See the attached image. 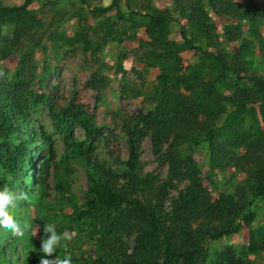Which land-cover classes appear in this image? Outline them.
I'll return each mask as SVG.
<instances>
[{
	"label": "rangeland",
	"instance_id": "obj_1",
	"mask_svg": "<svg viewBox=\"0 0 264 264\" xmlns=\"http://www.w3.org/2000/svg\"><path fill=\"white\" fill-rule=\"evenodd\" d=\"M25 1L0 0V6L11 7ZM112 1L40 0L32 4L27 18L21 22L0 21V96H10L7 99L12 102L11 107L16 104L24 109L27 107L32 120L30 129L40 144L51 140L41 157L49 154L51 149L54 153L49 188L40 206L36 201L20 199L16 207L10 209L11 215L28 225L25 236L18 239L0 230L11 264H24L26 261L39 264V258L44 255L40 248L45 238V223L55 224L57 232L65 235L57 253L49 258L71 256L72 264H94L93 261L102 255L98 234L87 223L70 217L74 209L84 207L90 186L85 158L116 171L125 169L129 150L123 129L124 118L155 108L156 96L162 89L164 66L169 68L170 75L177 68L172 59L160 60L157 55L173 57L176 52L182 67L181 75L190 74L192 69L198 72L199 69L205 72L204 79L210 81L218 74L213 59H198L194 51L183 46L181 28L177 23H171L164 31L155 29L150 33L147 19L138 17L134 23L119 15L129 14L127 4L145 14L169 10L172 16L187 25L190 35L205 49L221 52L231 62L235 59L236 67L246 77L264 78V0H121V5L113 10L97 11V8L109 7ZM246 14H250L253 20ZM19 28L26 33L20 36L19 44L14 45L12 42L16 40ZM5 39L12 42L5 45ZM244 46L251 51L243 53ZM237 54L241 57L238 60L235 58ZM196 63L198 68L194 67ZM228 78V85L219 87L228 96L237 86L248 84L233 73ZM18 90L19 96L24 93L20 102L15 95ZM180 92L192 101L193 94L188 88L183 86ZM7 93L11 95H4ZM31 93H44L47 99L33 107ZM5 97H1L3 101ZM72 104L78 106L85 116L94 118L95 134L91 139H87L78 119L72 120L71 125L57 127L51 117L52 108L61 113ZM248 107L253 111L244 117L246 139L241 147L245 149L252 141L264 137L261 103ZM228 112L229 109L222 114L219 126ZM28 136L26 133L25 137ZM71 137L77 142H85L84 148L70 147L67 141ZM167 149L168 145H165L164 151ZM240 150L237 151L238 156L242 155ZM180 151L199 166L205 185L214 198L221 194H234L239 186L246 183V173L237 169L234 163L226 172L212 169L211 151L207 144L182 145ZM139 152L140 174L155 179V183L162 186L168 177L169 163L155 154L150 136L141 141ZM40 164L41 160H36L33 175L39 171ZM5 173L0 165V188L15 194L25 193V186L18 191L11 190V177ZM24 173L27 170L22 175ZM3 178L7 181L3 182ZM58 183L69 189L66 195L57 187ZM173 184L168 189L170 197L177 196L188 181L183 179ZM163 201L165 207L171 206L169 198H163ZM254 211L253 222L245 225L239 234L208 243V264H219V253L227 247L242 254L246 264H264V251L251 253L247 250L252 232L259 240L264 239V199L258 200ZM122 236L132 250L137 230L121 233Z\"/></svg>",
	"mask_w": 264,
	"mask_h": 264
},
{
	"label": "trees",
	"instance_id": "obj_2",
	"mask_svg": "<svg viewBox=\"0 0 264 264\" xmlns=\"http://www.w3.org/2000/svg\"><path fill=\"white\" fill-rule=\"evenodd\" d=\"M37 1L40 0H26L21 5L11 7L0 6V21L9 19L21 22L24 17L27 18L29 8ZM80 1L85 3V0ZM120 5L121 0H113L109 7L97 8V11L108 12ZM127 7L130 9L129 14L119 15L134 23L138 17L147 19L150 33L155 29L164 31L171 23H177L181 28L183 46L194 51L198 59H213L218 74L210 81L204 79L205 72L199 69L198 72L192 69L190 74L181 75L182 67L176 52L173 53L175 58L157 55L160 60L172 59L177 68L170 75L169 68L164 66L162 89L159 96H156L155 108L124 118L123 129L128 138L129 150V158L124 163L125 169L122 172L116 171L96 162L91 163L85 158L84 163L90 173V186L84 207H75L70 217L87 223L98 234L102 255L93 261L94 264H208V243L239 234L245 225L253 222L254 206L259 199H264V137L252 141L247 149L241 147L246 139L244 117L247 112L253 111L248 105L261 103L264 114V78L246 77L236 67L235 59L231 62L225 54L205 49L190 35L187 25L172 16L169 10L145 14L130 4ZM246 16L253 20L250 14ZM20 30L21 28L17 31L16 40L12 42L5 39V45L10 42L18 45L20 36L26 33ZM18 49L21 51V48ZM248 50L251 51L244 46L243 53ZM235 58L238 60L241 57L237 54ZM198 66V63L194 65L196 68ZM230 73L248 84L237 86L228 96L219 87L228 85ZM183 86L193 94L192 101L181 94L180 88ZM15 95L19 102L24 99V93L21 92L19 96V90ZM30 95L33 107L47 99L44 93ZM1 97L5 96H0V165L6 171L5 176L11 177L10 189L18 191L25 186L28 198L24 200L36 201L40 206L49 188L51 158L54 156L52 149L42 157L41 153L49 147L51 140H47L48 143L44 141L43 144L37 141L35 132L30 129L32 120L25 104V109L20 104L11 107L12 102L7 99L10 96L5 97V101ZM228 109L223 124L219 126L222 114ZM51 117L57 127L71 125L72 120L78 119L86 131L87 139L95 134L94 118L85 116L75 104L61 113L52 108ZM26 133L29 134L27 138ZM147 136L152 139L155 154L169 163L168 177L162 186L157 185L155 179L143 177L139 172V145ZM67 143L70 147L81 149L85 145V142H77L72 137ZM204 144L211 151L212 169L226 172L228 166L234 163L237 169L246 173V183L239 186L234 194H221L214 198L205 185L199 166L192 158H185L180 151L182 145ZM165 145H168L166 151ZM240 149L242 155L238 156L237 151ZM39 159L40 169L33 175L35 162ZM24 170L27 173L22 175ZM183 179L188 184L177 196L170 197L168 189L174 186L173 182ZM2 181L7 179L3 178ZM57 187L65 195L69 191L61 183ZM162 197L171 200L170 207H165ZM135 229L136 244L131 250L121 233L129 234ZM247 250L251 253L264 251V239L259 240L252 232ZM219 261V264L247 263L242 254L232 247L219 253ZM0 264H11L1 234Z\"/></svg>",
	"mask_w": 264,
	"mask_h": 264
},
{
	"label": "clouds",
	"instance_id": "obj_3",
	"mask_svg": "<svg viewBox=\"0 0 264 264\" xmlns=\"http://www.w3.org/2000/svg\"><path fill=\"white\" fill-rule=\"evenodd\" d=\"M27 195L23 192L15 194L12 191L0 188V230L7 231L12 237L22 239L25 236L27 224H22L20 220L10 214V209L16 207V202L20 199H27ZM57 226L52 223H45V238L42 241L40 251L44 254L39 258V264H72V257L66 256L59 258L52 257L53 253H57L60 241L65 238L64 234L57 232ZM70 239V237H67Z\"/></svg>",
	"mask_w": 264,
	"mask_h": 264
}]
</instances>
